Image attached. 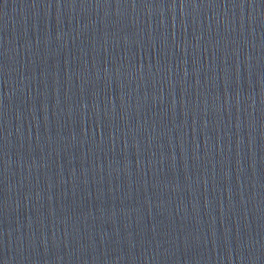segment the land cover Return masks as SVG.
<instances>
[{"label":"water","instance_id":"obj_1","mask_svg":"<svg viewBox=\"0 0 264 264\" xmlns=\"http://www.w3.org/2000/svg\"><path fill=\"white\" fill-rule=\"evenodd\" d=\"M0 264H264V0H0Z\"/></svg>","mask_w":264,"mask_h":264}]
</instances>
